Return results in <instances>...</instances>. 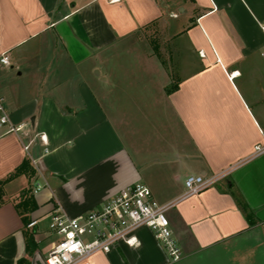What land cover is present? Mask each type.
I'll return each instance as SVG.
<instances>
[{
	"label": "crops",
	"instance_id": "0c3cea01",
	"mask_svg": "<svg viewBox=\"0 0 264 264\" xmlns=\"http://www.w3.org/2000/svg\"><path fill=\"white\" fill-rule=\"evenodd\" d=\"M263 45L264 0H0V97L49 150L0 126V264H47L41 219L136 183L174 202L182 258L141 227L89 264H264Z\"/></svg>",
	"mask_w": 264,
	"mask_h": 264
},
{
	"label": "built area",
	"instance_id": "2783aa9c",
	"mask_svg": "<svg viewBox=\"0 0 264 264\" xmlns=\"http://www.w3.org/2000/svg\"><path fill=\"white\" fill-rule=\"evenodd\" d=\"M264 58V45L261 49ZM0 62L10 65L7 53L0 56ZM0 126L8 133H15L29 138L24 149L33 164H37L31 155V146L38 139L47 148L48 138L45 133L31 134L30 123H14L0 97ZM255 156L264 155V143L255 146ZM216 181V177L205 178L202 175H189L186 178V194H198ZM38 189H35L37 192ZM174 202L161 203L152 190L144 183L128 186L101 205L77 216H69L59 209L50 215L49 229L55 235V241L49 249L47 264H89V259L98 252L108 253L118 242L133 244L134 233L141 227L152 230L157 240L163 245L171 262L179 261L183 256L182 248L174 236L167 215ZM37 221L28 226L33 227Z\"/></svg>",
	"mask_w": 264,
	"mask_h": 264
},
{
	"label": "trees",
	"instance_id": "16d2710c",
	"mask_svg": "<svg viewBox=\"0 0 264 264\" xmlns=\"http://www.w3.org/2000/svg\"><path fill=\"white\" fill-rule=\"evenodd\" d=\"M22 172H29V174L32 176L36 173L35 169L32 167H30V164L28 161H25L14 173H12L9 177H7V179H10L12 178L13 176H16L17 174H20ZM6 179V180H7ZM4 182V181H1V183ZM0 201L3 202L4 201V198H3V195H2V192L0 190ZM31 204V205H30ZM33 205V198L30 197V199L26 200V202L23 204V206L27 209V210H31V207ZM24 220H25V224L26 226L28 227L30 221L28 219L27 216H24ZM28 239H29V242H32L33 241V234H29L28 236ZM24 261V260H21V262Z\"/></svg>",
	"mask_w": 264,
	"mask_h": 264
},
{
	"label": "rangeland",
	"instance_id": "374dc122",
	"mask_svg": "<svg viewBox=\"0 0 264 264\" xmlns=\"http://www.w3.org/2000/svg\"><path fill=\"white\" fill-rule=\"evenodd\" d=\"M31 125V124H30ZM49 219L48 218H44V219H41V226L42 227H44L45 228V231H47L48 230V228H49ZM49 230L46 232L47 233V236H49V242H51L52 241V237H50V236H53L52 234H50L51 232H49ZM54 237V236H53Z\"/></svg>",
	"mask_w": 264,
	"mask_h": 264
}]
</instances>
